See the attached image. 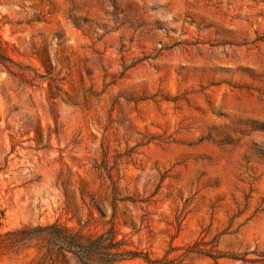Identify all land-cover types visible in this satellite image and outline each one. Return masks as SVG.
<instances>
[{
    "label": "rangeland",
    "instance_id": "obj_1",
    "mask_svg": "<svg viewBox=\"0 0 264 264\" xmlns=\"http://www.w3.org/2000/svg\"><path fill=\"white\" fill-rule=\"evenodd\" d=\"M51 224L135 252L84 264H264V0H0V264H80Z\"/></svg>",
    "mask_w": 264,
    "mask_h": 264
},
{
    "label": "trees",
    "instance_id": "obj_2",
    "mask_svg": "<svg viewBox=\"0 0 264 264\" xmlns=\"http://www.w3.org/2000/svg\"><path fill=\"white\" fill-rule=\"evenodd\" d=\"M96 167L102 169V173L104 174L106 193L104 195L92 194L91 202L102 216L107 215L109 208H112L114 214L120 202L134 201L130 196H118L116 193L117 185L112 180L109 169L105 167L104 164L96 165ZM40 230L48 232V235L51 238L53 252L57 255L63 256L65 261H68L71 258H76L80 264H84L86 256H97L100 258L118 260L131 253H135L120 250L117 243H114L107 235H100L93 239H85L78 232L63 229L55 224L47 225L40 228ZM22 231L26 233V235L34 233L29 229H24Z\"/></svg>",
    "mask_w": 264,
    "mask_h": 264
}]
</instances>
